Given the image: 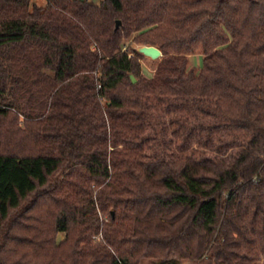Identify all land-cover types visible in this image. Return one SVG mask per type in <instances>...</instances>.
Masks as SVG:
<instances>
[{"label":"trees","instance_id":"trees-1","mask_svg":"<svg viewBox=\"0 0 264 264\" xmlns=\"http://www.w3.org/2000/svg\"><path fill=\"white\" fill-rule=\"evenodd\" d=\"M45 1L0 0V264L260 262L264 0Z\"/></svg>","mask_w":264,"mask_h":264},{"label":"rangeland","instance_id":"rangeland-1","mask_svg":"<svg viewBox=\"0 0 264 264\" xmlns=\"http://www.w3.org/2000/svg\"><path fill=\"white\" fill-rule=\"evenodd\" d=\"M38 4L40 5H44L45 4V0H35ZM137 47H139V45H134ZM160 58L158 59H152V58H149L146 56V58L142 59V70H143V74L145 76H148V77H151L153 76L156 68H157V65H158V62H159ZM189 68H194L195 70H199L200 68L203 67V54L198 51L197 53L195 54H192L189 56V65H188ZM65 238V234L64 233H59L58 234V239L59 240H63ZM245 257L247 258H250L249 256L245 255ZM263 257H262V260L256 264H264V261H263ZM250 260V259H248ZM187 264H197L196 262H193V261H186ZM254 262L253 261H243V264H253ZM143 264H154L153 261L151 260H145L143 262ZM201 264H209V263H201Z\"/></svg>","mask_w":264,"mask_h":264},{"label":"water","instance_id":"water-1","mask_svg":"<svg viewBox=\"0 0 264 264\" xmlns=\"http://www.w3.org/2000/svg\"><path fill=\"white\" fill-rule=\"evenodd\" d=\"M120 23L121 21L118 20L116 22V27H119ZM137 50L141 52L142 54H144L145 56L152 58V59H158L162 56L161 49L154 45H141L137 47ZM131 79L134 83L137 81V79L135 78L133 74H131Z\"/></svg>","mask_w":264,"mask_h":264},{"label":"crops","instance_id":"crops-1","mask_svg":"<svg viewBox=\"0 0 264 264\" xmlns=\"http://www.w3.org/2000/svg\"><path fill=\"white\" fill-rule=\"evenodd\" d=\"M88 1L94 4H100L102 0H88Z\"/></svg>","mask_w":264,"mask_h":264}]
</instances>
